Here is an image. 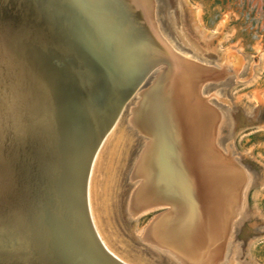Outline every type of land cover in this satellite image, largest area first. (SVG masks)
I'll return each instance as SVG.
<instances>
[{"label": "bare ground", "instance_id": "6f19581e", "mask_svg": "<svg viewBox=\"0 0 264 264\" xmlns=\"http://www.w3.org/2000/svg\"><path fill=\"white\" fill-rule=\"evenodd\" d=\"M40 2L0 0V261L15 260L21 263L38 254H48L51 262L59 264H142L141 260L128 256L113 243L111 238L115 236L100 197L97 190L92 189L94 184L100 183V177L93 178L92 171L103 168L106 151L115 150V146H110L119 139L121 128L125 130L120 141V147L123 144L122 154H119V148L116 160L120 156L124 158L123 148L133 138L130 127L139 126L145 130L143 120L141 123L138 119L137 123L134 114L128 116L131 104L140 95L141 84L138 85V82L144 75L145 64L152 65L155 57L161 53L169 54L177 68L183 64L189 69L204 66L209 60L184 44V40L190 44L188 39H181L180 43L165 28L157 10V0H124L125 3L129 2L128 6L138 19V27L131 23L121 25L124 12L118 0ZM150 17L154 25L149 24ZM66 18L75 19L76 22L70 29L77 54L67 44H59L52 35L56 22ZM104 35H110L112 40L106 39L108 43H105ZM171 50L185 59L172 54ZM131 51L141 56L148 54L151 58H147L146 63H132L129 61ZM159 68L156 70L158 74ZM154 75L153 72L150 74L147 83L150 84ZM187 75L183 72L178 76L180 84L176 94L181 97L184 106L187 103L185 110L192 107L188 104H201L205 108L211 106L212 103L208 101L210 94H216L202 95L204 87L197 88L198 81L193 85L189 83L185 78ZM163 103L159 95H153L143 115V119L155 127L161 136L164 132ZM168 103L165 112H173L171 107L174 102L172 105ZM220 115L219 122L222 121V112ZM211 124L207 125L205 145H202L205 146L207 158L204 155H188L193 160L197 159L200 169H204L206 161L209 165L216 163V167L220 168L228 158L225 143L219 141V128L215 129ZM135 130L133 136L136 135ZM126 151L127 146L125 154ZM127 156L130 159L132 152ZM204 157L208 160H204ZM160 158L152 161L145 159L140 164L138 172L143 174L141 180L144 176L148 177L153 166L158 169L165 167L167 173L160 176V183L164 181L169 190H179L185 209L179 206V213L169 216L170 222H163L159 234L178 240L181 244L179 250L194 257L199 264H215L220 254L219 242L226 226L233 192L229 191L226 196L229 199L221 208L219 226L215 230L213 220L212 224L206 221L205 215V221L201 219L195 197L197 189L190 176L184 175L181 163L169 158L162 160L167 163H162ZM121 159L117 165L122 164L124 160ZM129 159L128 164H132L133 161L129 162ZM221 180L223 176L220 175ZM148 190L146 186L134 193L130 190L126 207L128 214L130 212L136 216L148 208L146 206L151 202ZM201 192L202 189H198V193ZM94 236L104 252L100 245L94 243ZM204 241L212 243L210 246L214 253L211 254L209 249L201 254L199 247Z\"/></svg>", "mask_w": 264, "mask_h": 264}, {"label": "rangeland", "instance_id": "374dc122", "mask_svg": "<svg viewBox=\"0 0 264 264\" xmlns=\"http://www.w3.org/2000/svg\"><path fill=\"white\" fill-rule=\"evenodd\" d=\"M37 1L39 4H41L40 1L45 2V0ZM118 1L117 3L124 12L121 25L131 23L134 27H138L139 24L136 22L138 19L135 18L130 5L128 6L129 2ZM157 4L158 13L165 28L180 43L181 39H188L190 44L185 40L184 44L186 43L200 57L209 62L204 66L197 65L191 69L186 68L185 64L177 68L169 54L161 53L158 57L154 56L156 61L152 65L143 66L145 72L141 81L138 82V85L141 84L140 95H137V100L131 104L128 116L134 114L132 116L136 122L139 119L142 123L143 120L145 130H141L139 126L130 127L133 131L137 128L136 135L133 136L135 133L131 131L133 138L126 143V154L124 153L126 146H124V158L121 159L123 144L120 147V141L125 133V130L121 128L118 132L119 139L110 146V148L115 146V150L106 151L103 168H98V170L94 168L92 171L93 178L100 177V183L94 184L92 189L97 190L100 203L103 205L108 223L115 236L111 239L123 252L141 260L142 264H199L194 257L179 250L181 244L178 240L159 234L163 222H170L169 216L178 214L180 207L185 209L179 190L177 188L169 190L170 188L164 181H161L163 185L160 183V176L165 175L167 169L165 167L158 169L153 166L152 172L148 173V177H142L143 180H141L143 174L140 175L138 172L140 164L145 159L152 161L161 157V162L167 163L165 161L169 158L173 162H180L184 175L190 176L194 182V188L197 189L195 193L198 199L197 208L198 211L200 210L201 219L204 220L205 215L206 221L211 223L213 220L211 224L215 230L218 228L217 225L219 226L221 208L229 199L226 196L229 191L233 192L232 204L230 200L227 212L226 226L219 242L220 254L215 264H264V0H157ZM110 37V35L102 36L105 43H108L106 39L112 40ZM147 58L151 57L148 54L141 56L132 51L129 53V61L132 63L134 61L146 63ZM157 67H160L159 74ZM152 72L156 76L154 75L155 79L154 76L151 77L152 83L149 84L146 80L150 78ZM183 72L188 73L185 78L189 80V83L192 82V85L203 78L201 87H204V90L201 94L209 96V93L214 92L216 95L211 96L210 94L208 100L213 105L205 108L201 104H188L192 107L185 110L187 103L184 106L183 101L180 100L181 97L176 96L179 92L177 86L179 87L180 84L178 76ZM176 79L178 85L175 84ZM165 82L168 84H166L167 87ZM153 95H159L164 100L161 107L164 110V119L162 118L164 138L155 127L143 119ZM168 102L171 105L174 102L171 107L173 112L170 110L165 112ZM221 112L222 121L219 122ZM181 116L184 117L182 121ZM209 124L215 129L219 128V141L225 143L227 147L225 153L229 159L227 158L224 165L219 166L220 168L216 167V163L211 162L209 165L206 161L207 166L205 164L206 167L200 169L197 159L193 160L191 157L192 155L194 157L207 155L205 146L202 145H205V130ZM184 127H186L185 130ZM180 138L183 141L179 140ZM162 144L163 147H160ZM184 147L185 153H183ZM119 148H121L120 157L116 160L115 155H118ZM130 151L132 157L129 159L127 155ZM205 157L204 160H208ZM120 159L124 161L117 165ZM128 159L133 163L128 164ZM164 159L166 160L162 161ZM153 164L156 163L153 162ZM220 175L223 176L222 182ZM136 182L139 183L136 184ZM134 186L135 188H132ZM142 186L149 188L151 202L146 206L148 208L143 212H138V215L135 216L130 212L128 214L126 207L129 192L131 190L134 193ZM198 189H202V195L198 193ZM101 222L103 225L102 218ZM103 228L105 229V225ZM210 243L202 242L199 247L202 255L209 249L211 254L215 252Z\"/></svg>", "mask_w": 264, "mask_h": 264}, {"label": "water", "instance_id": "95a60500", "mask_svg": "<svg viewBox=\"0 0 264 264\" xmlns=\"http://www.w3.org/2000/svg\"><path fill=\"white\" fill-rule=\"evenodd\" d=\"M68 19L66 18V19H62V20L56 22L55 28L53 27V29H52L53 30L52 35H53V37H55L57 42H59V44H61V45L67 44L71 48V50L73 52H75V54H77L78 50L76 49V45H75V43L73 41V37L74 36L72 35V31L70 29L72 27V25H74V23H76V22L74 21L75 19H69V20ZM148 22H149V24L154 25V21H153V19L151 17L148 18ZM154 32L156 33L158 38H160V40H162L155 29H154ZM171 53L176 55L179 58H184L185 59L184 56L178 54L177 52H175L173 50H171ZM202 84H203V78L198 80V82L196 84L197 88H199ZM92 93H93V91H92ZM200 97L203 98L204 96L200 95ZM87 165H88V162H87ZM244 180L245 179H243V181ZM243 181L240 184L239 192H240L241 185L243 184ZM81 199H82V202L84 204V195H83V193L81 194ZM84 215L87 218L86 210L84 212ZM227 233H228V231H227ZM93 238L96 240V241L94 240V243H96V245H100L99 242L97 241V239L95 238V236ZM100 247L102 248L101 245H100ZM104 251L105 250L102 248V252H104ZM15 263H18V264H21V263L22 264H59L56 261L54 263L51 262L50 261V256H48V254H38V256H36V257H30L29 260H27V262H21V263L20 262H16L15 260H13V261H6V260L0 261V264H15Z\"/></svg>", "mask_w": 264, "mask_h": 264}]
</instances>
